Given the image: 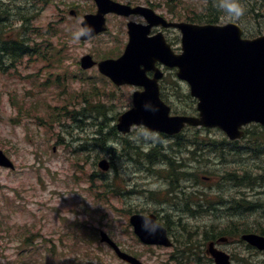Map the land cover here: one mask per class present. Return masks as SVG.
<instances>
[{
	"label": "rangeland",
	"instance_id": "rangeland-1",
	"mask_svg": "<svg viewBox=\"0 0 264 264\" xmlns=\"http://www.w3.org/2000/svg\"><path fill=\"white\" fill-rule=\"evenodd\" d=\"M115 1L150 6L166 19H172V15L198 14L202 0ZM0 6L11 9L19 19L22 17L23 21L11 19L15 23L18 21L13 34L30 41L29 52L35 50L30 57L27 54L16 63L0 65V149L15 166L14 170L0 167V264H125L99 241V230L143 264H181L171 260L168 249L142 245L128 225L124 210L142 207L153 210L154 204L128 198L120 201L112 197L107 190L106 177L109 176L97 165H92L93 156L84 160L93 144L83 146L80 140L90 137L94 128L90 126L82 130L78 127L72 132L73 139L62 128L67 124L70 132L71 125L86 126L93 122L79 112L87 107L86 110H91L93 115L96 113L93 106H96L106 108V121L102 127L105 134H109L114 117L128 108L130 88L117 89L99 75L96 68L81 71L77 65L84 54L92 55L95 60L121 54L127 41L126 19L108 16L106 33L81 41L77 33L81 30L82 16L95 10L91 0H0ZM70 9L76 11L75 16H70ZM250 9L247 7L245 12L241 11V16L225 17L221 23L237 22L246 35L261 34L264 19L252 18L254 14L248 13ZM165 35L171 46L178 50L179 33L170 30ZM186 89L180 84V92H186ZM89 99L92 101L84 102ZM173 104L177 113L192 112L194 107L180 94ZM67 111L77 112L74 115L76 120L66 115ZM97 116L95 123L103 119L102 115ZM139 132L140 129L134 130V133ZM139 134L147 143L155 138L144 131ZM97 152L101 154L99 150L92 154ZM103 157L107 158L102 153ZM246 158L244 156L242 160L246 162ZM259 160H264V154L258 157V161L243 166L245 170H237V176L249 172L253 177H261ZM192 163H196L194 169L199 164L206 173L196 179L191 177L195 179L191 183L197 185L194 189L220 197V177L225 172L219 162L210 158L193 160ZM118 170V176L126 179L125 162L118 164ZM202 176H208L205 183L200 182ZM248 183L247 179L239 182L240 186ZM155 187L158 184L151 186ZM262 189L264 187L253 192L228 190L226 200L232 202L234 199L237 206L246 208V212L192 219L190 223H184L186 229L181 233L178 230L176 237L189 239L191 235L193 239H201L204 232H209L205 230L211 229L210 225H216L214 228L218 230L232 220L239 223V228L256 227L264 232V215L259 208V204L264 206ZM257 191L262 192L258 194ZM249 201L256 206H250ZM207 202L214 204L215 200L209 197ZM255 209L258 211L249 212ZM176 230L177 227L172 226V232ZM228 252L232 254L231 264H264V253L248 254L239 244H234ZM187 258L184 257L183 264H196L194 258ZM199 264L210 263L200 259Z\"/></svg>",
	"mask_w": 264,
	"mask_h": 264
},
{
	"label": "water",
	"instance_id": "water-1",
	"mask_svg": "<svg viewBox=\"0 0 264 264\" xmlns=\"http://www.w3.org/2000/svg\"><path fill=\"white\" fill-rule=\"evenodd\" d=\"M98 11L84 16L83 27H91L86 40L106 30L104 15L115 12L129 15L128 6L111 0H95ZM148 20L147 26L128 23V43L118 59L98 62L99 71L116 85L129 84L143 87L133 94V107L118 118V130L128 132L132 125H143L150 131L165 134L178 133L185 124L192 127L218 128L229 139L243 136L241 128L249 123L264 126V35L246 39L241 28L234 23L225 25H198L167 23L150 9L137 8ZM153 25L175 27L181 32V53L174 54L161 33L148 37ZM160 62L177 68V77L190 88L196 100L197 116L174 115L159 97L158 80L162 73L155 67ZM95 63L92 57L81 58L82 68ZM154 71L153 78L146 73ZM106 161L99 167L107 169ZM0 165L12 168L0 151ZM134 232L145 244L167 245L164 229L155 217L135 215L130 219ZM242 239L259 250H264V236L246 234ZM101 241L107 242L116 255L129 264H141L136 258L120 251L105 233ZM216 264H229L224 252L209 248Z\"/></svg>",
	"mask_w": 264,
	"mask_h": 264
},
{
	"label": "flooded vegetation",
	"instance_id": "flooded-vegetation-1",
	"mask_svg": "<svg viewBox=\"0 0 264 264\" xmlns=\"http://www.w3.org/2000/svg\"><path fill=\"white\" fill-rule=\"evenodd\" d=\"M140 19L136 16L132 19ZM135 19V20H136ZM139 22V20H136ZM151 76V74L149 75ZM174 81L172 76L166 74L159 82L161 92H167L170 96H175L178 93L179 81L175 80L172 85H169L168 80ZM170 87H169V86ZM129 106V105H128ZM111 135V149L109 151L110 164V192L113 197H117L120 201L123 198L141 200L143 204L152 203L155 206L153 210H146L144 207L128 209L138 213H152L156 216L167 228L172 246L169 248L170 256H177L185 254L190 257V240H181L176 236L179 234L172 232V226L190 223V187L196 185V182L190 181V147L187 149L185 164L182 167L187 169V175H179L177 172V159L180 157L181 140L176 136L169 137L163 134L154 135L155 138L146 142L145 137L139 133L145 131L143 127H136L125 135L115 133V124L112 123ZM135 129H140L139 133H134ZM190 129V128H188ZM150 135V134H149ZM117 150L120 152V158L125 162H129L130 167L127 166V178L118 176L119 170L114 160L117 158ZM227 151L226 149L224 150ZM223 164H227V153L222 155ZM224 174L220 177V189L222 201L219 203L220 210H226L227 191H237L236 177L228 178L226 174V165H224ZM251 177V185H255L257 177ZM203 179L208 180V176H202ZM126 182H125V181ZM123 184V187H122ZM158 184V187L151 188L152 185ZM171 226V227H170ZM214 243L223 242L220 238H215ZM185 242V243H184ZM187 242V243H186ZM226 242V241H225ZM236 244V243H235ZM234 245L233 241L223 243L221 248L229 251V248ZM206 253V252H205Z\"/></svg>",
	"mask_w": 264,
	"mask_h": 264
},
{
	"label": "trees",
	"instance_id": "trees-1",
	"mask_svg": "<svg viewBox=\"0 0 264 264\" xmlns=\"http://www.w3.org/2000/svg\"><path fill=\"white\" fill-rule=\"evenodd\" d=\"M261 1L264 2V0H202L200 2V12L198 14L192 13V16L190 15H178V19H186L189 20L190 22L194 23H219L222 21L225 17L232 15L236 12L241 13V11L245 12L247 7H250L251 9L248 10L249 12H252L254 14V19H259L262 18L264 19V4H261ZM172 2V1H171ZM179 5H181V2H179ZM234 6H238V11H231V9ZM3 14H7L4 12V10L0 9V16ZM240 15V16H241ZM2 23H5L3 21ZM2 29L0 28V52L6 53L11 55V59L15 58H20L22 57L23 54H28L27 52V47L23 45L22 42L23 40L15 41L13 39H6L4 38L2 34ZM186 97L189 98L188 95H185ZM190 101L194 103V101L189 98ZM103 108L97 109V114H102L105 117V114L103 113L104 110ZM194 108H192L193 110ZM84 113H91V111H87L85 108H83L82 115L83 117H87V115H84ZM92 114H90L91 118ZM94 119L97 118V116H93ZM106 120L102 119L98 124H103L105 123ZM100 127V126H99ZM256 125H251L247 128L244 129V138L254 142L256 140H264V133L258 132L257 135H255V128ZM98 135H96L95 141L99 142L101 141L102 143H105L107 140V137L103 133L102 128L97 129ZM203 134V135H202ZM200 133V131L195 130L193 134H190V136H185L181 135L179 138H190V147H193V150H191L190 154L196 153L197 149L198 151H201L200 153H204L206 150H214L218 145L216 144L215 141L210 139L211 137L208 136L205 132ZM193 145V146H191ZM181 174V173H179ZM236 228V227H234ZM244 232H248L251 230L248 229H243ZM264 233V232H260ZM194 261L196 264H199L200 259L194 258Z\"/></svg>",
	"mask_w": 264,
	"mask_h": 264
},
{
	"label": "clouds",
	"instance_id": "clouds-1",
	"mask_svg": "<svg viewBox=\"0 0 264 264\" xmlns=\"http://www.w3.org/2000/svg\"><path fill=\"white\" fill-rule=\"evenodd\" d=\"M231 11L235 12V11H238V6H234ZM92 29L91 27H84V28H81L80 32L77 33V36L79 35H89L91 33Z\"/></svg>",
	"mask_w": 264,
	"mask_h": 264
},
{
	"label": "bare ground",
	"instance_id": "bare-ground-1",
	"mask_svg": "<svg viewBox=\"0 0 264 264\" xmlns=\"http://www.w3.org/2000/svg\"><path fill=\"white\" fill-rule=\"evenodd\" d=\"M185 243V242H184ZM187 243V242H186Z\"/></svg>",
	"mask_w": 264,
	"mask_h": 264
}]
</instances>
